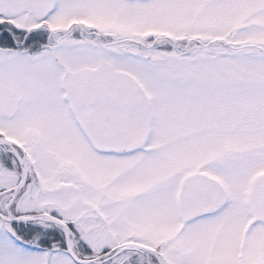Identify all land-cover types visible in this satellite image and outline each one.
I'll use <instances>...</instances> for the list:
<instances>
[{"label":"snow or ice","instance_id":"6c2138e0","mask_svg":"<svg viewBox=\"0 0 264 264\" xmlns=\"http://www.w3.org/2000/svg\"><path fill=\"white\" fill-rule=\"evenodd\" d=\"M0 264H264V0H0Z\"/></svg>","mask_w":264,"mask_h":264}]
</instances>
